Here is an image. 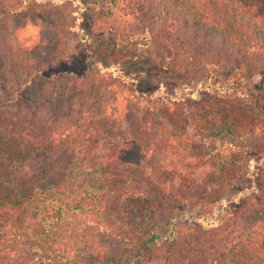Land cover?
Listing matches in <instances>:
<instances>
[{"label":"trees","instance_id":"1","mask_svg":"<svg viewBox=\"0 0 264 264\" xmlns=\"http://www.w3.org/2000/svg\"><path fill=\"white\" fill-rule=\"evenodd\" d=\"M182 1L197 13L200 23L220 30L245 57L264 54V0ZM146 2L135 0L139 16L145 13ZM0 5L12 16H20L33 5L61 7L54 15L56 29L78 33L88 67L114 69L134 92L145 94L138 89L144 80L124 70L132 63H123L122 68L105 61L102 36L95 34L94 24L86 25L92 2L0 0ZM69 18L74 26H68ZM115 53L109 52V58ZM210 79L194 87L187 84L188 98L164 100L179 109L174 116L185 125L183 135L204 147L206 162L221 172L230 167L246 169L244 178L251 187L191 207L190 198L156 183L161 178L185 183L191 176L171 149L147 135H114L99 126L47 130L26 124L19 132L1 130L0 162L13 175L31 168L32 157L39 151L45 163L50 156L61 155L54 167L65 174L60 181L45 177L31 191L13 181L9 195L0 198V242L4 238L29 240L27 255L31 256L24 262L7 257L0 263L264 264V154L258 149L264 141V95L257 101L260 97L253 92L245 95L242 88L226 89ZM210 96L215 97L211 105L206 101ZM237 96L242 102L234 109L232 98ZM140 166H147L146 173L153 171L150 178L155 181L141 184L115 175L119 167ZM234 181V177L229 179L227 187ZM69 216L81 217L84 228L77 224L76 238L65 239L60 230ZM113 239L120 246L112 256L108 242ZM164 249L168 251L161 257Z\"/></svg>","mask_w":264,"mask_h":264},{"label":"rangeland","instance_id":"2","mask_svg":"<svg viewBox=\"0 0 264 264\" xmlns=\"http://www.w3.org/2000/svg\"><path fill=\"white\" fill-rule=\"evenodd\" d=\"M85 1L92 2L87 8L86 25L94 24L93 31L102 36L105 61L122 68L123 63H132L124 70L134 72V79L144 80L138 89L145 94L134 92L114 69L88 67L78 33L56 29L54 15L61 7L56 10L33 5L20 16H12L0 5V131L19 132L27 124L47 130L99 126L114 135H147L171 149L180 167L191 176L185 183L162 178L156 183L162 182L190 198L191 207L251 187L244 178L246 169L230 167L221 172L206 162L204 147L183 135L185 125L174 116L179 109L164 99L188 98L187 84L194 87L211 78L212 83L226 89L239 87L245 95L253 92L259 101L264 95V54L245 57L220 30L200 23L197 13L182 0H147L142 16L134 11L135 0ZM67 21L68 26L75 25L71 18ZM261 39L264 41V35ZM114 51L109 58V52ZM27 77L32 78L24 85ZM213 98L204 100L211 105ZM232 102L235 109L242 100L237 96ZM258 149L263 155L264 141ZM44 161L39 151L32 157V167L15 175L0 162V198L9 195L13 181L27 191L45 177L60 181L65 173L54 166L61 161V155ZM145 167H119L115 175L136 183H152L153 171L146 173ZM233 177L235 181L227 187ZM81 223V217L69 216L60 230L63 237L72 239L77 224L84 228ZM79 234L82 238L80 230ZM108 245L110 254L115 255L119 241L113 239ZM29 246V240L4 238L0 242V262L7 257L30 260ZM166 251H161V257ZM149 263L164 264L159 260L145 264ZM77 264L100 263L86 260Z\"/></svg>","mask_w":264,"mask_h":264}]
</instances>
